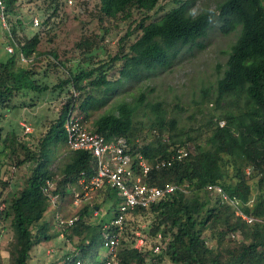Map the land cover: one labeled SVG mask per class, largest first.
Listing matches in <instances>:
<instances>
[{"label": "trees", "instance_id": "1", "mask_svg": "<svg viewBox=\"0 0 264 264\" xmlns=\"http://www.w3.org/2000/svg\"><path fill=\"white\" fill-rule=\"evenodd\" d=\"M160 1L101 0V13L109 19L124 16L127 21L134 14L141 13L143 17L134 30L139 33V37L126 50L124 46L133 35L127 34L121 40V49L114 58L109 62H101L90 70L70 73L68 83L80 93L84 92L83 84L86 81L95 88L112 91L108 68L115 63L122 64L116 86L136 79L143 71L166 69L170 67L176 49L205 38L218 18L223 34L230 35L240 31L238 40L231 48L223 77L216 88V106L227 105L230 109L224 116L225 126H220L221 120L215 121V129L211 135L205 142L195 146V151L189 158L168 170L154 174L151 179V184L156 186L168 183L188 185V193L177 191L149 211L136 212L137 215L153 216L148 230L153 243L159 233L170 238L166 251L160 256H154L151 252L139 253L132 248L134 235L133 242L122 241L120 264H162L163 261L170 264H264V225L246 224L237 219L232 209L219 198L213 202L210 197L211 188L221 186L231 197L244 204L245 213L264 217L263 1L225 0L216 10H207L196 16L189 10L192 3L187 2L159 21L150 22V13L156 10ZM5 2L8 12L12 11L15 0ZM13 34L16 36L15 30ZM40 43L39 35L25 38L19 42L17 54H12L6 61H0V110L13 108L14 99L26 91L43 93L49 90L48 86L37 84L32 71L20 64V54L23 53L27 58L37 55ZM93 100L94 98L87 96L79 107L81 112H86ZM73 101L74 97L64 106L58 122L52 125L41 140L39 153L27 159L38 164L26 186L13 197L5 212L1 213L12 218L15 230L12 258L15 264H28L33 249L42 241L49 240L48 225L42 223L50 209L43 187L47 180H54V175L45 167L50 158L52 142L67 144L65 115ZM155 110L157 125L162 128L166 115L159 106ZM133 113L130 105L124 103L116 112L100 117L92 131L103 135L107 140L126 138L133 154H143L149 160L168 158L174 150L181 147L189 149L185 141L170 145L162 139L140 146L134 132ZM170 124L171 127L175 126L174 121ZM248 169L251 170L250 175L247 174ZM94 172V159L90 154L72 151L71 161L57 181V190L65 197L68 194L67 188L77 185L83 173L91 176ZM0 186L6 187L8 183H3L0 179ZM254 188L257 189V194ZM105 190H108V197L116 203L114 193L117 192ZM251 201L252 206H247ZM116 205L118 206L117 203ZM91 212L93 209L86 207L79 213L80 221L70 230L72 235L68 236L69 239L73 236L87 239L88 244L85 247L95 244L98 236L96 232L102 231L104 226L87 225L85 218L91 216ZM218 227L217 247L211 248L207 244L205 233ZM234 233L239 234L241 244L235 249L223 252L222 246ZM101 245L103 246L102 239Z\"/></svg>", "mask_w": 264, "mask_h": 264}, {"label": "rangeland", "instance_id": "2", "mask_svg": "<svg viewBox=\"0 0 264 264\" xmlns=\"http://www.w3.org/2000/svg\"><path fill=\"white\" fill-rule=\"evenodd\" d=\"M223 1L161 0L156 10L150 13V22L159 21L187 2L192 3L189 10L196 16L207 10H216ZM12 8L9 12L11 32L0 25V61L12 56L7 48H13L17 54L16 45L19 46V42L39 35L41 43L37 55L20 64L32 71L37 84L48 86L49 90L43 93L26 91L14 99L13 108L0 110V179L8 183L6 187L0 186V264H15L12 258V244L15 242L12 218L1 213L26 186L38 164L27 159L39 153L41 140L58 122L64 106L74 96L73 85L68 83L70 73L90 70L101 62H109L119 53L121 40L127 34H133L124 46L127 50L139 37L134 30L143 17L141 13H136L127 21L124 16L109 19L101 13V0H15ZM35 18L40 20V27H34ZM239 35V30L230 35L223 34L217 18L205 38L195 44L180 46L173 52L170 67L143 71L136 79L124 81L118 86L115 83L120 79L122 64L115 63L108 68V80L113 90L95 88L86 81L83 84L84 92H78L77 112L84 118L87 128L94 130L95 122L100 117L116 112L119 106L128 103L134 111V132L140 146L156 143L159 139L170 145L185 141L194 152L195 146L211 135L215 121L225 122L224 116L230 108L227 105L216 106V88ZM87 96L94 100L86 112H81L79 107ZM158 106L166 115L162 128L157 125L155 109ZM171 121H174V127H171ZM23 122L32 128L31 135L24 134L21 127ZM71 156L72 151L67 144L52 142L45 168L54 175L56 184ZM67 190V196L60 203V211L69 218L75 215L72 199L80 187L77 184L69 186ZM254 191L258 193L256 188ZM108 193V190L100 191L87 203L98 206L95 207L98 213L94 210L91 216L85 218L87 225L109 224L114 219L118 207L116 203L120 204L121 197L114 193L115 203ZM210 197L213 202L216 201L213 193ZM54 214L52 208L46 212L42 223L48 225L49 240L42 241L33 249L28 264H62L64 257L71 255L74 249L80 251L83 264H101L105 260L107 250L101 245L103 231L97 230L95 244L85 247L87 239L76 236L69 239L72 231L64 239L60 238ZM152 222L153 216L149 214L129 219L123 240L133 242L134 233L149 227ZM34 233H37V228ZM218 234L219 227L205 233L209 247H217ZM241 242L227 240L222 251L235 249ZM152 243H149L148 251ZM162 264L170 263L163 261Z\"/></svg>", "mask_w": 264, "mask_h": 264}, {"label": "built area", "instance_id": "3", "mask_svg": "<svg viewBox=\"0 0 264 264\" xmlns=\"http://www.w3.org/2000/svg\"><path fill=\"white\" fill-rule=\"evenodd\" d=\"M34 27H40V20H33ZM0 25L9 33L10 22L9 12L5 0H0ZM12 38V37H11ZM15 43V41L13 40ZM18 47V45H16ZM9 54H15L13 48H7ZM21 61L28 62L29 58L23 53L20 54ZM74 101L66 111L65 132L67 145L73 152H86L94 159L95 172L91 176L83 173L78 180L80 190L75 192L72 199V206L76 210L75 215L66 217L60 211V203L63 199L57 190L54 180H47L43 187V193L49 201L50 208L55 210L54 223L60 233V238L64 239L68 232L72 230L80 221V211L89 206L93 211L95 208L90 203L94 195L105 189L116 191L121 197V202L117 207L114 219L109 224L103 226V248L107 250V257L101 264H120L119 252L122 247L123 236L126 233L129 219L140 216L136 212L149 211L154 205L163 200H167L177 191L188 193V185L165 184L156 186L151 184L154 174L172 168L176 163L189 158L193 150L185 147L173 151L168 158H156L149 160L143 154H133L126 138H115L107 140L103 135L89 130L84 122V118L77 112L78 92L73 91ZM220 126H225L221 122ZM24 134L29 136L33 133L31 127L26 122L21 123ZM251 170H247L250 175ZM264 178V173H262ZM212 193L220 201L230 207L237 219L248 225H264V217L249 215L244 212L242 202L231 197L223 187L214 186ZM251 201L247 206H252ZM98 213L97 210H95ZM147 229V230H146ZM149 227L138 230L134 233L135 242L132 248L139 253L151 252L154 256L162 255L170 242L162 233L157 235L148 251V245L152 242L149 236ZM239 234L234 233L230 240L238 241ZM126 241V240H125ZM73 253L66 255L62 264H83L79 250H72Z\"/></svg>", "mask_w": 264, "mask_h": 264}, {"label": "crops", "instance_id": "4", "mask_svg": "<svg viewBox=\"0 0 264 264\" xmlns=\"http://www.w3.org/2000/svg\"><path fill=\"white\" fill-rule=\"evenodd\" d=\"M76 212V210L74 209V213ZM107 257V256H106ZM106 259V258H105Z\"/></svg>", "mask_w": 264, "mask_h": 264}, {"label": "clouds", "instance_id": "5", "mask_svg": "<svg viewBox=\"0 0 264 264\" xmlns=\"http://www.w3.org/2000/svg\"><path fill=\"white\" fill-rule=\"evenodd\" d=\"M209 20H210V18H209Z\"/></svg>", "mask_w": 264, "mask_h": 264}]
</instances>
